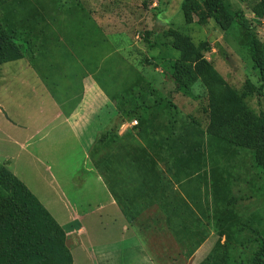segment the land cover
Listing matches in <instances>:
<instances>
[{
  "label": "rangeland",
  "instance_id": "1",
  "mask_svg": "<svg viewBox=\"0 0 264 264\" xmlns=\"http://www.w3.org/2000/svg\"><path fill=\"white\" fill-rule=\"evenodd\" d=\"M182 1L57 0L84 4L91 14L107 19L103 28L108 36L117 31V41L126 46L127 58L137 66L143 81L151 86L148 97L139 96L135 100L150 102L149 108L138 110L132 116L127 114L126 119L124 114L118 115L121 120L117 135L122 137L120 140L124 143L128 141L135 147L143 146L145 157L152 160L159 172H164L170 178L173 193H169L168 198L174 197L177 201L183 199L178 205V213L179 209L182 213L175 216L186 221L190 212L187 213L185 202L196 211L203 228H206L201 242L186 255V247H183L165 222V216L157 207L159 203L156 202V206L154 201H129L124 200L123 196L124 199L120 202L135 216L137 227H134L141 233L135 237L124 229L126 223L123 217L119 215L117 207L111 204L110 198L117 194V172L111 173L103 167L104 164L97 166L93 161L94 158L95 161L97 159L93 155L98 153L91 148L96 138L86 139V133H81L82 140L79 141L88 147L84 152L80 142L72 143L69 138L64 137L65 127L58 120L48 126H43L42 123L29 124L30 129L22 132L28 134L27 137L31 136L28 140L30 145L24 150L15 146L3 149V143H0V162L5 163L2 155L6 151L8 155L16 157L13 168L24 177L51 217L63 227H72L70 231L75 230V221H72L74 211L84 213L96 209L95 213H89L83 218L87 230L82 233L85 240L83 245L91 257H87L80 247L75 246L71 252L75 258L74 264L104 262L103 259H98L99 246H108L112 250L116 246L124 248L128 244L142 243L149 253L148 259L155 264H218L224 246L230 244L238 251L250 255L256 245L255 239L263 234L264 192L256 189L261 184V172L253 165V148L249 141L252 135L251 123L258 117L264 118V81L251 59L249 42L253 39L257 46H264V0H225L230 10H241L246 18L245 25L232 22L226 30L220 29L212 21L210 0H188L185 12ZM8 3L4 11L0 8V28L13 34L19 54L22 50V55H29V49L33 47L31 32L25 33V23L20 22L23 25L20 27L12 24L10 19L13 11ZM176 34L180 39H177ZM190 51L197 52L196 58L203 59L214 69L215 76L224 85L221 87L224 101L213 98L210 88L202 85L200 79L188 87L176 85L172 66L176 65L181 72L189 66L194 68L195 63L191 59L195 58L187 57ZM197 61L200 66L206 65L199 59ZM21 62L23 60L14 62L9 67L17 68ZM196 73L198 76V71ZM261 83L263 86L258 89ZM143 92L140 93L139 89L136 93L140 95ZM27 93L28 99L18 97L16 101L23 103L25 110L30 111L33 117L38 116L40 102L35 98L34 92ZM9 95L12 96L10 92ZM136 107L144 105L138 104ZM175 110L178 115L173 114ZM0 112L3 113H0V120L5 118V114L15 117L10 107ZM103 114L104 109L94 115L99 127ZM176 117L180 119V123H173L171 118ZM187 118H192L194 122H190V128L186 126L185 130L194 129L197 142L201 139L200 144L197 143L201 146L197 147L199 149L196 150V155L189 154L191 165L180 156H169L166 147L168 144L173 148L184 145L179 139L180 126L187 124ZM94 125L90 124V127ZM144 127L147 131L142 132ZM37 128L39 130L36 132ZM97 140H102V136ZM229 142L235 147L236 167L232 166ZM112 150L109 153H113ZM27 151L34 157L27 155ZM176 160L178 163L171 166ZM195 163L201 165V170L193 168ZM168 164L171 167L167 170ZM6 166L11 168L10 165ZM181 169L183 172L185 170V174L189 171L194 176L183 177L185 181H191L189 186L178 180L182 174ZM204 170L207 171L208 178L215 173L219 178L216 177L211 185L210 180L209 183L203 180ZM215 183L218 184L217 187ZM230 196L233 197L230 204L232 232L227 240L228 228L223 222L222 202ZM132 203L139 207L134 208L136 206L133 207ZM155 215L158 217L157 222L152 219ZM215 217L219 220L216 221ZM45 220L43 218L40 222L42 226ZM47 222V226H53L49 219ZM48 232L51 233L52 230L46 229L43 242L48 238L47 243L54 248L53 243L57 238L55 233L48 236ZM35 237L38 240L42 236L38 233ZM64 241L69 248L77 243V237L75 233H68ZM182 242L186 244L187 240ZM114 252V249L109 252L112 253L109 259L111 264H117ZM143 253L142 247L140 250L138 247L130 258L123 254L119 264H143ZM93 256L97 257L96 260ZM50 263L48 259H38L33 264Z\"/></svg>",
  "mask_w": 264,
  "mask_h": 264
},
{
  "label": "crops",
  "instance_id": "2",
  "mask_svg": "<svg viewBox=\"0 0 264 264\" xmlns=\"http://www.w3.org/2000/svg\"><path fill=\"white\" fill-rule=\"evenodd\" d=\"M28 6L32 8V13L36 18L35 29L31 32L33 39V47L29 49L31 52L29 55L0 64V86L2 88L0 111H5L10 107L15 114V117L5 114V118L0 120V143H3V149H7V146H15L24 150L30 145L28 140L31 136L27 137L28 134L25 133V135L23 130L30 129L31 124L42 123L43 126H48L57 120L65 127L64 137L69 138L72 143L76 141L79 143L83 132L86 133V139L105 137L108 130L117 136L118 124L121 120L118 115L124 114V119H126L128 113L123 112L126 107H130L132 115L138 110L149 108L148 103L150 102H135V100L139 96L148 97L151 93V86L143 81L137 66L127 58L128 52L125 53L127 48L117 41V31H113V34L108 36L109 34L104 30L107 19L104 20L103 16L98 14H91L84 4L78 3L33 0V3ZM21 60L23 62L19 64V67H9L13 66L12 63ZM139 89L140 93L144 91L143 94L136 93ZM27 91L34 92L35 98L40 102L38 116L33 117L30 111L25 110L23 103L16 101L18 97L28 99ZM138 104L144 107H136ZM103 109L104 118L99 127L94 115ZM90 124L95 125L91 128ZM160 133L163 134L164 131ZM26 139L27 141H23ZM79 145L82 146L84 152L87 151L88 147L83 142ZM91 148L98 151L96 156L105 153L104 148H95V142ZM112 149L115 151L116 145ZM8 154L6 151L2 155L4 162L11 166L8 169L36 197L24 177L13 168L16 157ZM27 155L34 157L29 151ZM93 161L96 165L95 158ZM118 187L117 185V191ZM36 199L39 201L37 197ZM110 199L111 204L117 207L119 215L126 223L123 226L124 229L138 237L141 233H138L136 227L127 221L115 199L113 197ZM95 212L96 209L84 213L80 210L73 212L72 221H77L79 228L67 232V234L75 233L77 237V243L69 247L70 252L76 246L80 247L79 249H82L87 257L90 256L83 245L85 240L82 233L87 232L83 218ZM141 245L128 244L123 246L124 248L113 247L116 263H120L123 254L130 258L138 247L139 250L142 247L144 252L142 263L155 264L154 261L148 259L149 253L145 244ZM101 247L97 248L98 259L104 260L100 263L111 264L109 259L112 253L109 252L113 249L111 250L108 246ZM71 256L72 264H74L75 258L72 253ZM93 257L96 260L97 257Z\"/></svg>",
  "mask_w": 264,
  "mask_h": 264
},
{
  "label": "trees",
  "instance_id": "3",
  "mask_svg": "<svg viewBox=\"0 0 264 264\" xmlns=\"http://www.w3.org/2000/svg\"><path fill=\"white\" fill-rule=\"evenodd\" d=\"M188 0L182 1V8L187 4ZM9 2V3H8ZM12 6L10 9L13 11L11 14L12 18L10 21L12 24H16L18 27L23 26L26 32H32L35 29V16L32 13V8L29 7V4L33 3V0H0V8L6 9V5ZM210 17L212 21L222 30H226L232 22L245 25L246 18L243 15L241 10H230L228 4L225 0H210ZM261 12H259L260 14ZM23 20V21H22ZM22 22V24H20ZM13 34L9 31L5 32L0 28V64L9 60H14L22 57V50L18 51L15 39L12 36ZM177 35V34H176ZM178 36V35H177ZM252 36V35H251ZM180 39V36L177 37ZM177 44L179 41L177 40ZM179 47V46H178ZM249 50L251 59L261 74V80L264 81V46H257L255 40L252 39L249 42ZM188 58L194 57L191 59L194 64V68L189 66L180 71V68L173 65V77L177 86L188 87L192 82L194 83L197 79H200L202 85H206L208 89L211 90V95L213 98H217L218 101H224L222 97V88L224 85L219 77L215 76L214 69L201 58L197 57V52H188ZM202 61L201 65L198 63ZM192 63V62H191ZM190 63V64H191ZM179 64V63H178ZM196 71L199 75L197 76ZM181 72V73H180ZM263 84L261 83L258 89H261ZM170 109V107H167ZM172 108V107H171ZM174 109V108H173ZM130 107H126L123 110L126 114L131 115ZM177 115L179 114L175 110ZM173 123H180V119L176 117ZM187 124L181 127V139L184 142V145L173 148L168 144L167 150L168 155L180 156L184 158L185 162H188V165H191L189 154L196 155L200 144L201 139L197 142V135L194 129L192 131L185 130L186 126H191L190 122H194L191 118H188ZM183 120H181V123ZM242 123V121H240ZM172 128V127H171ZM173 129V128H172ZM147 131L143 129L142 132ZM251 138L249 143L252 144V162L256 169L261 172V184L256 186L258 191L262 190L264 192V118L258 117L256 120L251 123ZM110 130L107 131L105 137H102V140H95V148H104L105 153L97 156L96 165L99 166L102 163L103 167L109 170L111 173L117 172V185L119 186L120 191H117V194L114 196L116 202L123 211L124 216L127 221L135 225V216L128 211L124 205L121 204L120 200H137L143 199V201L150 202L154 201L159 203V211L165 216V222L173 230L175 236L180 240L184 248L185 254L188 255L198 244L201 242L203 235L206 233V228H203L202 221L200 217L196 214V211L193 208H189L187 203L184 202L185 209L187 213L190 212L189 216L186 218V221L181 219V217L175 216L176 214L182 213L178 205L183 202L180 198V201H177L176 198H168L169 193H173V184L170 181V178L164 173L159 172L153 165L152 160H149L145 157L143 153V146L135 147L130 144V142H122L121 136H115V134L110 133ZM113 135V136H112ZM170 135H173L170 133ZM174 136V135H173ZM179 136V135H178ZM175 137V136H174ZM173 137V138H174ZM169 139V138H167ZM171 139V138H170ZM187 144V145H185ZM116 145L115 151L109 153V151ZM224 145V144H223ZM231 149V162L232 166L236 167V151L234 144L229 142ZM92 152V151H91ZM177 153V154H172ZM96 156V155H93ZM180 161L183 162V160ZM196 159V157H195ZM176 163L168 164L167 170L169 167L176 165ZM7 162H0V264H33L38 261V259L50 260V264H72V256L70 249L65 243V238L67 237V232L72 229L69 225L61 226L59 225L50 215L48 210L39 202L36 197L31 193V191L26 187V185L15 176L6 166ZM171 165V166H170ZM194 169L201 170V165L195 163ZM117 170V171H116ZM182 174L179 177V181L185 183L189 186L188 183H191L187 179H183L187 176L194 177L189 171L186 174L181 169ZM185 174V175H184ZM204 175L203 180L207 181L212 185L214 179L219 176L215 173L210 175L208 178L207 171L204 170L202 173ZM200 176V175H199ZM198 177V176H197ZM202 176H200L201 178ZM208 178V179H207ZM190 179V178H189ZM166 181V182H165ZM218 184L215 183L217 187ZM130 186V187H128ZM112 187V186H111ZM182 187V186H181ZM233 183L231 181V188ZM118 189V190H119ZM178 194V193H177ZM180 197V196H179ZM130 198V199H129ZM232 196L227 198L222 202V212L224 213L223 222L226 223L228 228L226 238L230 239V232H232L230 224V204L232 203ZM138 203V202H135ZM132 203L134 207L137 204ZM122 205V206H121ZM151 205V204H147ZM136 206L134 208H137ZM50 217V218H49ZM43 218H46L44 225H41ZM180 218V219H178ZM218 221V217H215ZM52 222L53 226H47V220ZM152 219L157 222L158 217L155 215ZM40 224V225H39ZM137 227V226H136ZM75 228H79V223L75 221ZM46 229L52 230L48 232V236L52 233H55V241L53 243L54 248L50 243L43 242V237L46 235ZM198 230V231H197ZM41 234V238L36 240V235ZM187 240L186 244L182 240ZM57 240V241H56ZM254 251L247 255L238 251L236 247L232 245L224 246V250L221 253L220 260L218 264H264V230L263 234L255 239ZM56 247V248H55ZM55 260V262H54Z\"/></svg>",
  "mask_w": 264,
  "mask_h": 264
}]
</instances>
